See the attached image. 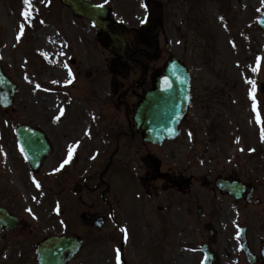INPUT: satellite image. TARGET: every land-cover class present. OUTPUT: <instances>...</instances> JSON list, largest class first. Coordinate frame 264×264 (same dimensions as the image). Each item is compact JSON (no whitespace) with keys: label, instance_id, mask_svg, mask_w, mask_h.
<instances>
[{"label":"flooded vegetation","instance_id":"flooded-vegetation-1","mask_svg":"<svg viewBox=\"0 0 264 264\" xmlns=\"http://www.w3.org/2000/svg\"><path fill=\"white\" fill-rule=\"evenodd\" d=\"M132 6L143 11L138 3ZM261 15L262 6L258 13ZM111 27L117 32L113 22ZM98 37L108 40L105 34ZM164 63L160 59L158 66ZM115 74L119 79L110 85L109 95L103 93L108 101L106 109L93 116L98 137L91 149L74 147L75 136L83 132L82 118L78 120L81 132L76 131V121L68 117L40 119L23 103L22 92L11 108L0 105V212L6 210L15 218L0 221V231L19 226L0 232V249L9 247L18 264L16 252L26 244L28 251H34L37 262V247L46 238L79 237L71 234L72 212L87 213L94 220L102 218L103 229L108 222L119 220V227L110 229L114 234L124 223L131 227L130 206L141 194L151 197L162 210L158 202L162 194L169 193L190 227L189 249L196 264H216L205 260L204 247L215 256L213 259H218V264H264V145L253 142L240 153L234 148L205 149L200 153L181 138L161 146L146 143L136 133L133 120L148 84L125 82L130 72L118 66ZM89 93L98 94V74ZM199 95L203 102L202 93ZM259 95L258 112L264 113V93ZM212 105L213 101L203 102L200 107L210 110ZM24 126L42 129L52 142L39 181L50 192L51 207L45 227L36 233L23 217V198L13 180L21 175L26 183L37 182L17 134ZM29 141L24 140L26 144Z\"/></svg>","mask_w":264,"mask_h":264},{"label":"rangeland","instance_id":"rangeland-1","mask_svg":"<svg viewBox=\"0 0 264 264\" xmlns=\"http://www.w3.org/2000/svg\"><path fill=\"white\" fill-rule=\"evenodd\" d=\"M44 2V7L46 4L49 3V0H42ZM92 3H98V0H89ZM102 1V0H101ZM210 0H207V2ZM258 0H246L239 3L238 7L235 9V16L238 20H240V24L243 26L245 21V18L248 14H250L251 10L254 11L256 4ZM22 0H0L1 7L0 11H2V19H5L7 21H10L11 24L14 26V29H16L17 24V37L13 38V44L17 47L14 48L13 44L10 45L7 44V36H5V32H9V26L7 23H4L2 19L0 18V52H4L6 58V65L10 69V71H16L20 72V68H24V62L23 57L29 58L28 69L30 67H35L36 62L35 60L43 61L41 58H33L31 51L33 52L36 49L41 48L42 39L37 34H35L37 31L28 33L24 32V36L21 37L19 29L20 25L19 23V15L18 11L20 9V4ZM35 8L40 9V5L38 3L33 4ZM203 5H206L204 2ZM211 6V8H208ZM247 8V9H246ZM44 9V8H43ZM52 9H55L54 12ZM205 9L208 10V13H212L215 16V19L221 20V14L222 11H217L215 8V4H209L205 8L201 7L199 8V15L198 20L201 23L196 29V32H202V30L206 31V24L203 22V17L206 16ZM246 9V12L244 11ZM47 10H49L47 12ZM44 16L48 15V21L49 17H51L50 26L48 28V31L50 32V35L56 34V36L60 37V43L58 45H55L56 48H50L47 47L45 52V59H48L46 62L44 61L45 65L43 64L42 69L49 70L47 77L44 78L46 82L50 84H58L62 82L61 78H57L56 72H54L52 68L57 66V63H55V60L57 59L60 64L66 67L68 60L70 57L76 58L78 57L79 53H81V60L76 64V67L74 66V71L77 69L82 72L80 74V87L84 85V80L82 79L83 75L87 74L85 70L94 69L95 67H98V69H101L105 66V63H102V60L98 58V63H93L89 57L86 56L83 57L82 53H84L81 48H79L78 44L75 42L73 35L76 33V28L73 23H69L65 25L66 23L71 21L72 15L68 10H64L61 8L58 4V2L55 1V3H51L48 6V9L43 11ZM189 10H181L176 11L172 13L173 19L171 21V24L169 27H167V30H169V40L172 42V46L175 48L180 49V52H182V55H186L188 59V63L192 70L195 72V75L198 78V82H196V86L199 87L198 90L202 89L204 86L208 85L209 83L213 84L215 87L220 88L224 91V97H227L229 95V92H231V89L236 88L232 87V83L234 81H239V75H240V68L232 67V62L230 60L231 56H238L243 53V51H240L239 53H236L233 51L232 47L229 44L228 38L233 35L235 28H240L243 30V27L240 26L237 22L236 27L233 25L232 21L230 22L231 27L229 30H231V34H226L220 26V39L221 44L218 45V40L215 38L205 40L202 37H199L194 27H191L190 25L193 24V14L189 15ZM62 15V17H61ZM62 18V23L58 20ZM188 19H191L192 22L189 23ZM86 34L90 35V29L86 26ZM219 30V28H218ZM79 33H82L79 29ZM52 41L53 38H51ZM178 39H181L180 44H178V47H175L174 43ZM203 39V40H202ZM240 48L241 45L238 44ZM243 49V48H242ZM87 52L90 56L93 54V48L87 47ZM22 53V54H21ZM191 59V60H190ZM48 61L51 63L49 64ZM78 61V60H77ZM252 61L251 59L247 60V62ZM239 62L242 64H245L247 62L244 61V59H241ZM211 67L214 63V71L210 70V64ZM231 66V67H230ZM53 68V69H54ZM253 67H245L246 73L243 74L242 80L245 83V85L249 84V76L254 75L255 79L257 78L256 72L253 71ZM214 72V73H212ZM217 73H221V75H218ZM224 73V74H223ZM43 72H38L36 74L37 79L34 75L29 74L27 75V78L30 79L31 84L25 88L27 95L29 97V103L28 106L30 107V110L32 114L40 117H44L47 114V107L46 103H54L55 101H63V98L65 100H68L70 98V95L68 93H64V91L56 92V90L52 87H50L48 84L44 85V88H47L49 91H39L37 88H35V85H41V75ZM214 74V77H211L210 75ZM82 79V80H81ZM106 79V80H105ZM40 80V81H39ZM79 81V80H78ZM107 78L105 77L101 82H106ZM242 83V81H241ZM243 84V83H242ZM78 83L76 86H74V89H71V93H75L76 89L78 88ZM238 88V87H237ZM240 89V88H239ZM242 93H244V90L242 88ZM78 96V94H77ZM27 97V96H26ZM245 97V96H243ZM242 98V97H240ZM243 99V98H242ZM245 99V98H244ZM238 116H239V122L238 126L241 128H247L249 127V123L247 122L248 117L251 116V114L248 111V104H243L242 102L238 104ZM34 109V111H33ZM38 109V111H37ZM222 111V110H221ZM30 113V111H29ZM224 115L227 116L226 112L224 111ZM231 120V119H230ZM240 122L243 124L241 125ZM231 123L233 125H236L235 120H231ZM231 125L232 131L235 130V127ZM248 131L247 129H244ZM225 145L223 140H218L216 145L222 146ZM241 147H244V141L240 140ZM152 205L153 202H151ZM131 211H132V223L131 227L127 233V235L124 237L125 240L122 245H120V248L122 250H126L128 253L127 259L129 264H146V257L144 253V249L146 246H151L150 241L153 239V228H155L154 224L156 220L150 218V215L145 211V208L140 202H134V200L131 203ZM44 210V208L40 205H37L35 211ZM170 211V210H169ZM164 212H168L164 209ZM174 212L172 211L171 214H169L170 217H173ZM174 220L177 223L170 224L168 222V229H167V236H166V244H168V247L170 248V252L166 251V259L169 261V264H195L194 258L190 251L185 246H190V234L188 233L187 229H183L182 225L177 221L178 217L174 214ZM72 233H84L86 230L84 227H81V224L79 223V220L73 217L72 215ZM158 242L162 244L163 239H158ZM109 243H106L105 247H101V251H97L96 242L93 241V236L87 239L86 241V247L80 256V259H78L74 264H108L110 260L112 259V250L110 249ZM99 248V245H98ZM165 249V247H163ZM10 256V252H7ZM160 254V252L158 253ZM161 255L164 256L165 253L162 251ZM5 263V262H2ZM1 263V264H2ZM5 264H12L11 261H7Z\"/></svg>","mask_w":264,"mask_h":264},{"label":"water","instance_id":"water-1","mask_svg":"<svg viewBox=\"0 0 264 264\" xmlns=\"http://www.w3.org/2000/svg\"><path fill=\"white\" fill-rule=\"evenodd\" d=\"M70 1L77 0H63L64 3H69ZM74 11L80 12L81 10H88V6L86 4H82L77 1L76 5L70 6ZM78 14V13H77ZM184 70L178 64H173L168 71L169 81L171 83L177 84V86L173 89L171 94H176V96L171 95V100L168 98L166 101H163V98L160 95V90L152 96H148L146 103L142 106L139 115L137 116V121L139 124V128L143 134V136L148 140H159L160 138H164L174 123L172 120L174 110H183L185 109V105H187V94L189 91V81L188 78H184ZM168 82V78H164V82ZM170 87L172 84H169ZM169 87V88H170ZM167 88V89H169ZM166 89V90H167ZM177 97V98H176ZM178 100V101H177ZM177 101V102H176ZM173 104L172 107H170ZM168 109H170L172 115H168ZM69 242L60 243L61 247H58V251L55 253L53 259L51 260V264H54L57 255L60 251L67 245Z\"/></svg>","mask_w":264,"mask_h":264},{"label":"snow or ice","instance_id":"snow-or-ice-1","mask_svg":"<svg viewBox=\"0 0 264 264\" xmlns=\"http://www.w3.org/2000/svg\"><path fill=\"white\" fill-rule=\"evenodd\" d=\"M105 2H107V0H105ZM24 3L28 6L29 9H31V7H32L31 0H24ZM98 7H101V8H102L103 5H102V4H101V5H98ZM23 15H24L25 19H28V18L31 16V11H25V12L23 13ZM22 32H23V26H21V34H22ZM253 71H254V72L258 71V68H254ZM249 83L254 84L255 82H254V81H249ZM37 87H39V85H37ZM252 93H253L252 98H253V100L255 101V99H256V97H255V95H254V93H255V88L252 89ZM253 107H254V109H255V107H256L255 103H254V106H253ZM57 119H59V117H57ZM261 123H262V128H264V121H262ZM21 151L23 152L24 149L21 148ZM37 187H40V185H39L38 182H37ZM116 259H117V261L119 262V260H120L119 249H117V256H116Z\"/></svg>","mask_w":264,"mask_h":264},{"label":"bare ground","instance_id":"bare-ground-1","mask_svg":"<svg viewBox=\"0 0 264 264\" xmlns=\"http://www.w3.org/2000/svg\"><path fill=\"white\" fill-rule=\"evenodd\" d=\"M25 11H30V9H28V7H25V6L23 5L22 10H21V12H20V13H21V17H22V19H24V15H23V13H24ZM31 13H33V11H32ZM0 17L2 18L1 15H0ZM2 20H3L4 22H6V23L9 25V27H10V30H9V32L7 33L8 41L10 42L11 37L14 36V34H15L14 27L11 25V23H10L9 21H7V20H5V19H2ZM45 43H46V44H51V41L48 40V41H46ZM58 73H59L60 75H64V74H65L64 70L61 69V68L58 70Z\"/></svg>","mask_w":264,"mask_h":264}]
</instances>
